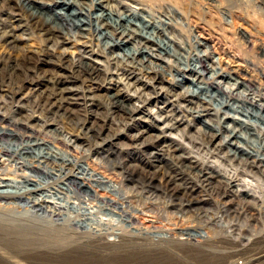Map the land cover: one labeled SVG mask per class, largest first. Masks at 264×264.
Wrapping results in <instances>:
<instances>
[{
	"label": "rangeland",
	"instance_id": "rangeland-1",
	"mask_svg": "<svg viewBox=\"0 0 264 264\" xmlns=\"http://www.w3.org/2000/svg\"><path fill=\"white\" fill-rule=\"evenodd\" d=\"M37 1L36 3L40 4V0ZM78 2L80 6L82 5L80 8L90 3L89 0H77ZM94 2L95 14H99V9H105L100 5L108 6L113 10V19H118L117 14L121 13L130 15L132 19L131 12L136 8L137 14L133 17V23L142 26L146 24L143 18L149 20L151 22L147 29L149 37L165 41L169 45V54L155 50L148 51L150 55H146L142 63L140 62L142 67L140 64H134L142 70L160 71L159 76L163 79L153 82L156 91L163 92L160 99L147 100L149 96H154L151 88H143L134 80L121 77L118 65L128 63L122 58V49L108 48L106 39L98 40L97 36L92 44L89 43L92 45V52L91 48L82 47L77 43L72 37L74 34L67 35L69 41L58 38L46 39L31 26L29 20L13 14L12 3L6 0H0V56L6 58L10 54H15L21 58L24 53L43 48L49 54L46 56L48 61L54 63L61 61L68 71L78 69L77 65L82 61L83 69L94 67L98 69L100 77L110 75L112 88L106 90L101 86L97 92L99 98L104 100L110 93L120 91L127 97L128 106L138 108L142 113L141 121H138V129L144 127L146 122H150L156 127L153 134L161 133L166 136L167 142H171L173 150L175 149L174 161L185 174L186 171L193 174L190 169L191 163L205 168L210 174L213 173L217 180L210 185V188L207 186L206 192L199 188V191L197 189L196 192L194 191L198 197L211 201L201 205L200 209H181L170 206L166 197L165 199L158 193L141 188L133 176L131 180L129 178H125L122 182L115 180V175H106L99 168L100 163L105 160L101 158V154L94 151L93 144L76 139L64 128L63 122L58 118L54 120L55 122L50 120L53 124L46 125L42 121L45 114L32 112L30 103L36 95L34 87L25 89L26 99L12 104L8 103L7 97L0 92V112L17 119L22 125L39 129V136L30 139L32 141L44 139L49 142L48 149L60 152L61 156L65 157L64 160H67V165L60 160H47L41 164L43 170L39 173L29 169L24 171L42 186L46 182L48 188L53 186L51 183L53 174H56V179L59 178L58 181H64L61 177L65 172L76 173L84 169L83 180L91 189L75 190L68 184L63 185L58 195L59 200L63 204L69 203L74 206V210L67 207L69 214H74L67 222L63 216H51L48 211V214H45V210L49 209L45 203L42 204L43 211L34 213L35 216L26 205L18 204L15 212L12 213L29 217V223L37 224L39 233L37 232L36 235L40 240H34L32 245L0 241V264H264V165L260 168H251L239 163L245 158L243 149H246L247 143L261 150V154L264 155V122L224 110L218 115H215V111L211 109L209 113L203 112L199 100L192 99L189 103L182 97L185 88L189 87L190 90L195 88L197 83L191 82V79H196V75L187 72L183 77L177 74V69L188 67L187 64H190L189 60L193 55L203 54L207 50L206 52L210 53L209 58L211 57L209 65L216 62L218 67H226L233 78L254 84L255 93L264 95V53H262L264 0H94ZM74 9L77 7L68 11ZM45 19L50 22L48 15ZM120 23L125 25L123 20ZM153 26L160 28L162 26V29H153ZM128 28L131 34L136 30L133 24ZM144 40L135 37L131 40L132 44L130 42L126 45L143 48L142 44H144L155 49ZM197 41L206 44L205 47L198 45ZM141 58V55H137V60ZM43 68L50 69V66L46 63ZM9 72L0 67V77H9L11 74ZM138 76L142 82L151 81L147 75ZM21 77L34 78L30 72H24L21 76L12 75V81L17 82ZM177 79L182 80L178 86L172 83ZM217 81L224 87L233 83L230 79L218 78ZM230 87L237 88L234 84ZM202 105L208 107L206 103ZM210 106L212 107L211 104ZM193 110H199L197 111L199 116ZM33 114L38 118L34 115L35 119L28 121ZM229 115L244 119L247 124L240 127L229 119ZM217 118L221 120L224 128L221 134L209 142L206 135L213 132L209 125L219 121ZM0 126H9L1 114ZM225 126L239 130L241 134L239 143L231 139L232 142L220 144L221 136L223 138L229 134L224 131ZM119 129L123 131L122 126ZM124 138L115 140L117 146L113 144L112 148L118 150L120 147L124 150L126 147L124 144L127 142ZM14 142L11 138H5L0 141V145L8 146ZM234 143L236 144L233 145ZM237 145L240 148L237 149ZM229 151L235 152L236 157L228 155ZM2 158L7 159L6 156ZM113 158L112 156L110 159ZM120 159L126 168L128 165L126 155L122 153ZM11 165L10 161H6L3 165L5 172H11V177L22 173L21 170H14ZM161 165L165 171L166 168ZM134 167L130 164L132 175L133 169L140 171V168ZM120 171L122 169L117 164L109 172L118 174ZM229 179L234 180L235 184L231 189H239L242 193L235 205V207L239 205L237 212H241V208L244 211L247 206H256L262 211L261 216L253 218L246 213L230 217L223 215L220 211L222 202L213 194L223 190L224 182ZM222 201L229 204L231 197L222 198ZM0 205L7 207L10 204L1 202ZM27 211H30L28 213L31 214L30 216L26 215ZM84 217L85 219H82ZM80 218L82 220L78 226L76 221ZM188 235L194 236L195 239L186 240L185 237ZM200 235L205 236L206 240L199 241Z\"/></svg>",
	"mask_w": 264,
	"mask_h": 264
},
{
	"label": "bare ground",
	"instance_id": "bare-ground-1",
	"mask_svg": "<svg viewBox=\"0 0 264 264\" xmlns=\"http://www.w3.org/2000/svg\"><path fill=\"white\" fill-rule=\"evenodd\" d=\"M6 1L12 3L11 9L13 14L29 20L31 26L40 34L44 35L46 39L58 38L69 41L70 38L67 37V35L71 36V34H74L72 36L74 37L73 39L85 48H91L92 45L89 43L91 42L92 44L93 40L96 39L95 36H97L98 40L106 39V46L108 48L122 49V58L128 61L125 65H118L120 66L118 67V72L121 77L125 76V79L134 80L143 88H151L154 96H149L147 98L149 101H156L162 97L163 92L161 90L156 91V87L154 86L160 78L161 80L163 79L162 76H159L158 72L160 71L153 69L150 71H146V69L142 70L141 68H137L134 64H140L142 67V61L146 55H150L149 52L152 50L169 54V45L165 41L163 42L149 37V30H147L151 23L149 20L142 17L146 22V24L142 26L133 23V17L137 14V11H135L136 8L131 12L132 19H130V15L126 16V14L123 13L117 14L118 19H113V10L109 9L108 6L100 5L105 9H99V14H95L94 10L96 9L94 0H89L90 3L82 8H80L82 5L80 6L77 0H40V4L36 3L38 2L37 0ZM73 7H77V9L68 11L70 8L73 9ZM46 15L49 16L50 22H47V19H45ZM121 20L125 22V25L120 23ZM130 24L136 27L133 34L128 32L130 31L128 28ZM108 29H111V31H108ZM153 29L161 30L162 26L161 28L153 26ZM117 35H119V37ZM126 37L128 38L124 40ZM135 37L145 39V43H150L155 49H152L151 46L147 47V45L145 46L144 44H142L144 46L143 48L135 45L127 47L126 44L130 43ZM197 43L204 47L206 45L201 41H197ZM124 46H126V48ZM144 48L148 50H143ZM90 51L92 52V48ZM206 51L207 50H205L203 54L193 55L189 60L190 64H187V68L181 70L177 69V74L179 73V75L183 77L186 76L185 74L187 72L196 75V79H191V82L195 81L197 83L195 84V88H192V90H190L191 88L189 87L187 89L185 88L182 94L183 99L187 100L189 103H191L192 99L199 100L203 112L207 111V113H209L208 111L211 109L215 111V115H218L224 110L241 115V117L244 118H255V120L264 122V95L255 93L254 89L256 87L254 84L247 83L236 77L233 78L226 67H218L215 64L216 62L209 65L208 62L211 57L209 58L210 53ZM262 53H264V48ZM47 55L49 54L44 51L43 48H38L30 51V53H24L21 58H18L15 54H10L6 58L0 56V67L11 72V77L9 75V77H0V92L4 93L7 97L8 103L12 104L15 101L20 102L24 98L26 99L25 95L27 94L25 93V89L34 87V93L36 95L33 96L30 103L32 112L45 114V116L43 115L44 119H42V121H44L46 125L53 124L50 120L54 121L58 118L59 121L63 122L64 128L69 130L76 139L93 144L94 151L97 154H101L103 156H101V158L105 160V162L103 161V163H100L99 168H101L102 172L106 173V175H115V177L113 176L115 180L117 179L121 182L125 181V178L131 180L133 176L136 183L138 182L137 184L141 188L148 192L158 193L164 198L166 197L170 206L180 207L181 209H200L201 205H205L211 201L198 197L194 191L196 192L195 189L198 190L199 188L201 191L206 192L207 186L210 188V185L217 180L216 177L212 175L213 173L210 174L205 168L199 167L196 163H191L190 169L193 171V174H189L186 171V175L183 169L174 161L173 155L175 149L173 150L171 142H167L166 136L161 133L153 134L152 132L156 127L150 122H146L144 127L138 129V121H141L142 113L138 108H130L126 101L127 97L120 91L110 93L104 100L99 98L100 96L97 92H99L101 86L102 89L106 90H111L112 88V79L110 75L107 74L100 77L98 69L94 67L83 69L81 65L83 64L82 61H80V65L76 64L78 69L76 68L75 70L72 69V71H68L67 68L61 64V61L59 63L48 61L46 58ZM137 55H141L142 58L137 60ZM46 63L49 64L50 69L43 68ZM24 72H30L33 74L34 78L21 77L17 82L12 81V75L21 76ZM139 74L147 75L151 81L142 82L141 79L138 78ZM218 78L230 79L233 80V83L229 84L227 81L229 85L224 87L217 81ZM181 82V79H177L174 82L172 81V83H175L177 86L180 85ZM233 84L236 85L237 88L232 89L230 85ZM205 103L208 104V107L202 105ZM197 111L199 110H193V112L198 113L199 116V112ZM0 114L9 124V126L6 127L0 126V141L5 138H11L15 141L13 144H8V146H4L3 144L0 145V204L1 202L3 204H10L7 207L0 205V241L4 243H9L11 241L15 244L29 243V245H32L34 240H40V237L37 238L36 235L39 231L38 226L35 223H29V217L27 218L24 215L17 216L12 213L13 211L15 212L18 204L26 205L35 216L34 213L42 210V204L45 203L48 205L47 208H49L45 210V214H48V211L51 213V216H63L67 222L71 220V215H74L71 213L69 214L70 211L67 207H71L72 209L70 210H74V206L69 205V201L67 202L68 204H63L59 200L60 196L58 195L61 193L64 187L63 185L68 184L75 190L89 191L91 189L83 180L84 169L76 173H74V171L65 172L61 178L66 181V183L64 181H58L59 178L56 179V174H53L51 176L53 179L51 182L53 186H48L50 189L46 188V182L44 183L45 185L43 184L42 186L37 180L31 178L29 173L24 170L29 169V171L39 173L43 170L41 164L47 160H60L64 164H66L67 160H64L65 157H62L60 152L58 153L55 150L48 149L47 143L49 142L44 141V139H34L33 141L30 139L31 137L39 136V129L36 130L34 127H29L25 124L22 125L17 119L7 116V114L1 112ZM34 115L35 114L29 117L28 121L34 120L36 116ZM228 117L233 123H237L240 127L243 124H247L244 119L230 117V115ZM120 126H122L123 131L119 129ZM209 128L213 131L206 135L210 142L215 139L218 134H221L224 126L221 124V120H219L212 125L210 124ZM134 131L137 133H133ZM224 131L229 134L223 138L221 136L220 144L229 143L231 139L239 143L238 140L241 138L239 130L235 129V127L225 126ZM120 137L126 138L127 142L124 144L126 147H124V150L122 148L120 149V147L118 150L113 149L112 146L115 144V140ZM235 144L236 143L233 145ZM238 147L240 148L239 145H237V149ZM67 148L68 147H66V149ZM242 148L243 147H241V150ZM243 151L245 158L243 160L241 159L239 162L240 164L251 168H260L264 165V155L261 154V150L259 151L254 146L247 143L246 149L244 148ZM122 153L127 157V169L123 166L122 162H120ZM230 154L234 157L237 155L235 152L231 153V151H229L228 155ZM3 156H6L7 159L4 160V158H2ZM110 156L114 158L110 159ZM6 161H10L12 163V168L14 170H21L22 173L11 177V172L7 173L4 171L5 167H3V165L6 164ZM129 163L135 166L134 168H140V171L133 169V175L130 174ZM117 164L121 167L122 171L118 174L110 173L109 171L111 169L113 170ZM161 164L166 168L165 171ZM128 175H130V177H128ZM233 182L234 180L231 179L225 181L223 190L220 192L218 191L216 194L214 192L213 194L222 202L220 203V211L223 215L225 217H230L236 214L246 213V215L248 214L253 218L261 216L262 211L256 206L248 207L246 205L247 209L243 211L240 207L241 212H237L239 205H237V207H235V205L238 203V198L242 193L239 189H231L235 186ZM210 195H212V192H210ZM227 197H231V202L229 204L222 201V198ZM30 211H27L26 215L30 216L31 214H28ZM83 215H85V212ZM82 219H85V217ZM82 219L80 218L76 221L78 226H80ZM200 237L199 241L202 242L206 240L205 236L200 235ZM185 239L190 240L195 239V237L188 235Z\"/></svg>",
	"mask_w": 264,
	"mask_h": 264
}]
</instances>
